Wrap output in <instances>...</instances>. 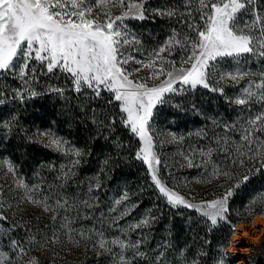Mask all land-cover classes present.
I'll list each match as a JSON object with an SVG mask.
<instances>
[{
	"label": "trees",
	"instance_id": "obj_1",
	"mask_svg": "<svg viewBox=\"0 0 264 264\" xmlns=\"http://www.w3.org/2000/svg\"><path fill=\"white\" fill-rule=\"evenodd\" d=\"M185 3L186 0H146L148 18L128 19L126 25L137 33L144 48L149 47L151 51L163 43L172 28H182L179 16L154 17L151 10L175 7L180 13H186ZM197 7V0H191L192 19L198 21ZM257 7L264 11V0H257ZM122 11L115 8L113 15ZM96 12L103 14L99 8ZM184 18L187 19L186 14ZM241 19L247 20L250 16L245 14ZM169 59L179 61L180 53L177 51ZM245 63L252 73L264 69V59L258 57L241 58V65ZM32 66L37 71L28 84L11 72H0V125L12 121L11 128L0 126V165L10 161L17 173L14 176L5 164L0 166V190L4 193L0 200L7 201L3 213L8 217L7 222L0 221V232L7 231L12 224L18 225L10 236L27 250L22 264H27L33 256L38 264H116L115 258L121 249L111 243L115 239L141 242L138 250L145 256H136L131 249L124 252L132 264H154L151 258L158 255L161 248L165 254L163 264H221V261L234 264V254L229 250L234 231L223 221L213 226L195 210L169 205L154 186L147 166L137 159L141 142L121 123L118 104L108 103L109 93H103L99 99L90 98L89 91L76 93L65 74L59 71L44 74L38 64ZM234 66L231 60L220 65L221 68ZM249 79L258 80V77L250 75L238 82L226 80L221 86L227 97L235 98ZM56 88L63 89V93L49 91ZM25 89L41 95L29 98ZM16 90L24 92L25 102L13 99ZM259 111L261 107L257 103L238 106L226 101L225 96L198 87L171 96L155 109L152 119L155 130L169 133L167 151L171 159L161 171L166 184L186 189L187 194L193 193L202 200L216 199L231 191L228 220L234 228L256 214H264V169L260 167V154L248 159L247 146H243L244 156L238 155L236 149L241 147V132L237 129L226 134L224 125ZM110 117L116 118L114 125L109 124ZM38 130L50 131L67 141L66 148L79 149V163L72 164L77 158L71 154L44 146L49 137L39 135ZM257 135L261 141L258 147L264 152V132ZM220 138L231 142L228 147L232 150L227 154L225 145L216 143ZM209 148L211 153L207 151ZM185 155L193 164L202 166L189 167ZM241 158L244 164L238 162ZM61 165L65 169L72 168L66 181L58 179ZM245 175L249 176L247 181L243 180ZM17 176L29 188H40L42 195L38 193L36 199L49 197L48 202L53 206L57 198L67 199V210H56L58 219L53 222V211H45L23 199L24 190L15 186ZM96 183L99 189L95 188ZM90 184L93 186L91 193L88 192ZM124 192L128 200L116 206V213L110 214L115 199ZM85 200L92 204L91 208L81 203ZM125 207L130 214L113 224V217L119 216ZM145 218H149L148 226L130 229V225ZM61 224H67L71 232L61 230ZM54 231L58 241L53 243ZM30 233L35 234L36 243H28ZM101 239L111 251L100 247ZM0 248L9 251L7 238H0ZM248 261L264 264V241L254 247Z\"/></svg>",
	"mask_w": 264,
	"mask_h": 264
},
{
	"label": "snow or ice",
	"instance_id": "obj_2",
	"mask_svg": "<svg viewBox=\"0 0 264 264\" xmlns=\"http://www.w3.org/2000/svg\"><path fill=\"white\" fill-rule=\"evenodd\" d=\"M109 2L110 0H79V2L78 0H0V72H11L28 84L37 71V68L32 66L35 63L44 74H54L57 71L65 74L71 80L76 93L89 91L90 98L97 99L101 98L103 93H109L108 103L118 104L121 123L141 142V147L136 153L137 159H141L147 166L154 186L167 199L169 205L195 210L213 226L223 221L234 231V226L228 220L231 191L197 205L170 190L161 181L158 176L161 161L153 152L150 122L154 117V110L166 103L171 96L198 87L225 96L226 101L238 106L248 107L257 103L261 111L231 125L225 124L224 131L227 134L239 129L241 147L237 148L236 152L243 157V146H247L248 159H255L260 154V167L264 169V152L258 147L261 141L257 135L264 132V69L259 73H252L246 63L241 65V58L244 57L264 59V11L257 7V0H197L199 13L197 21L192 19L191 0H186L184 5L186 13H180L175 7L152 9L151 13L154 17L179 16L178 22L182 28H172L163 43L148 52V59L145 62L137 59L136 56L146 49L137 33L128 29L125 20L147 19L145 13L148 10L144 7L146 0H111L113 8L108 7ZM93 8L102 10L103 19L100 12L93 13ZM115 8L124 10L120 15H113ZM185 14L187 19L184 18ZM245 14L250 16V19H241ZM177 51L180 53L179 61L169 59ZM157 60L160 62L159 68L155 66ZM226 60L234 61L235 66L221 68L220 65ZM140 68L150 69L148 76L130 78L134 72H139ZM168 68L171 70H167ZM250 75L257 76L258 80H247V86L241 88L240 94L235 98L225 95L224 87L221 86L223 82L226 80L238 82ZM156 80L160 82H149ZM25 91L28 92L29 98L41 95L31 89ZM49 91L62 94L64 90L56 88ZM13 99L23 103L26 97L23 91L16 90ZM115 123L116 118L110 117L109 124ZM0 126L11 128L12 121H4ZM38 134L49 137L48 144L44 146L63 151L65 155L71 154L77 158L72 160V164L79 163L78 157L81 156L79 149L66 148L67 141L50 131L38 130ZM216 143L225 145L226 154L232 150L228 147L231 142L226 138H220ZM207 151L211 153L212 150L209 148ZM201 152L203 153L204 150ZM184 159L189 167L202 166L193 164L188 155H185ZM238 162L244 164L245 160L241 158ZM5 163L8 171L14 176L17 175L11 162ZM60 167L62 173L58 179L66 181L72 174V168L65 169L64 165ZM215 175L216 173L213 172L212 176ZM248 179L247 175L243 177L244 181ZM15 186L24 190L23 199L26 202L41 206L45 211H53L51 217L53 222L58 219L56 210L66 211L69 206L68 200L63 197L57 198L54 206L49 204V197L36 199L38 193L42 195L40 188L38 186L29 188L18 176ZM99 187V183H96L95 188L99 189ZM92 191L93 186L90 184L88 192ZM3 195L0 190V196ZM127 200L128 194L124 192L120 198L115 199L113 207L109 210L110 214L116 213L118 211L116 206ZM5 203L7 201L0 200V221L3 222L8 220L3 213ZM81 203L88 208L92 207L87 200ZM8 206L11 207L10 204ZM128 214L130 210L125 207L119 216L113 217L112 223H117ZM149 222V218H145L129 227L135 230L148 226ZM17 226L12 224L7 231L0 232V238L8 239L9 249L5 252L0 248V264H22V257L26 255L27 250L18 240L10 236ZM60 228L71 232L67 224H61ZM80 235L83 236L84 233L81 232ZM99 235L102 237L103 233ZM57 241L58 234L54 231L52 242ZM28 243H36L35 234H29ZM106 243L101 239L100 247L111 251L106 247ZM111 243L121 249L120 254L115 258L116 264H132V261L124 255L129 249L133 250L136 256L146 255L138 250L141 243L139 240L132 243L115 239ZM164 256L161 248L159 254L151 259L154 264H163ZM27 264H38V261L33 256Z\"/></svg>",
	"mask_w": 264,
	"mask_h": 264
},
{
	"label": "rangeland",
	"instance_id": "obj_3",
	"mask_svg": "<svg viewBox=\"0 0 264 264\" xmlns=\"http://www.w3.org/2000/svg\"><path fill=\"white\" fill-rule=\"evenodd\" d=\"M78 2H79V0H78ZM112 6H113V3L110 0L108 7L112 8ZM144 7L146 8V4L144 5ZM93 13L94 14L97 13L96 8H93ZM120 14L121 13H119L117 15H120ZM101 19H103V14H101ZM126 22H127V20H125V24H126ZM130 31H133V30H130ZM145 49H146V51H144L142 54H137L136 58L144 60L145 62H147L149 47L145 48ZM174 60L178 61V59H174ZM155 66L157 68L160 67L159 60H157ZM133 67H140V66L139 65H133ZM177 67H179V65H177ZM167 70H171V69L168 68ZM149 72H150V69H148V68H140V71L134 72L130 78L147 77ZM161 79H163V77H161ZM149 82L150 83H153V82L159 83L160 81L156 80V81H149ZM154 112H155V110H154ZM150 123H151L150 134L153 136V144H154L153 152L156 154V156L161 161V163L158 167L159 178L170 190H173L177 194L185 197L186 199L189 200V202L199 205L202 201H205V200L198 199L193 193L187 194L188 191H186V189L182 190L176 186H170V185L166 184V182L161 177L162 167L165 164L169 165L168 159H171L170 152L167 151L168 146H169V144H168L169 143L168 142V136H169L168 134L169 133L166 131H163V130H155V127L152 126V120ZM5 162L6 161L1 163V165L5 164L7 166V164ZM255 216H253V217L255 218ZM246 223H249V221H246ZM244 228H246V229L248 228V231H251L250 224H244ZM242 231H244V230H242ZM263 241H264V232H262V234L259 236L258 239H254L249 234H244L240 239H238L237 244L232 243V238H231V244H230L231 246H229V250L234 254V257L232 259L233 263L234 264H250L248 261L249 254L254 250V247L261 245L263 243Z\"/></svg>",
	"mask_w": 264,
	"mask_h": 264
},
{
	"label": "bare ground",
	"instance_id": "obj_4",
	"mask_svg": "<svg viewBox=\"0 0 264 264\" xmlns=\"http://www.w3.org/2000/svg\"><path fill=\"white\" fill-rule=\"evenodd\" d=\"M244 224H250L251 231H248V228H244ZM262 232H264V214L259 213L255 216L253 223L241 222L235 226V233L232 235V243L237 244L238 239L244 234H249L254 239H258Z\"/></svg>",
	"mask_w": 264,
	"mask_h": 264
},
{
	"label": "water",
	"instance_id": "obj_5",
	"mask_svg": "<svg viewBox=\"0 0 264 264\" xmlns=\"http://www.w3.org/2000/svg\"><path fill=\"white\" fill-rule=\"evenodd\" d=\"M253 220H254V217L251 219V221H249V223H253ZM234 233H235V228H234Z\"/></svg>",
	"mask_w": 264,
	"mask_h": 264
}]
</instances>
